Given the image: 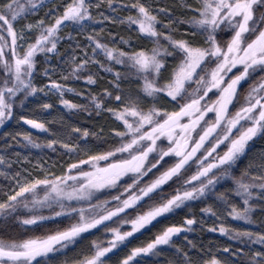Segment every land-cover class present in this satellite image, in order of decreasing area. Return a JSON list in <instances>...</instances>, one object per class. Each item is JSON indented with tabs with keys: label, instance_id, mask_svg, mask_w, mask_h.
Here are the masks:
<instances>
[{
	"label": "snow or ice",
	"instance_id": "snow-or-ice-1",
	"mask_svg": "<svg viewBox=\"0 0 264 264\" xmlns=\"http://www.w3.org/2000/svg\"><path fill=\"white\" fill-rule=\"evenodd\" d=\"M45 2L0 0V125L45 88L57 93L66 109L87 111L63 98L73 91L67 83L49 77L37 88L35 68L38 54L50 63L62 41L75 39L71 32L64 34L65 28L85 32L100 22L94 12L103 4L113 14L117 8L134 13L103 20L134 27L147 43L133 47L121 38L129 50L109 46L93 28L87 36L91 55L85 47L79 62L64 60V81L83 77L94 84L95 74H85L90 65L112 73L96 59L99 54L125 70L114 73L115 95L103 93L113 105L106 111L115 125L106 136L84 129L83 139L74 143L71 136L81 135L74 128L67 142L48 140L46 145L26 132L11 137L22 136L26 147L37 149L60 143L71 162L59 174L42 165L35 174L24 169L14 173L10 187L0 188V264H51L77 245L81 248L72 264H109L121 250L126 251L112 264H145L165 247H174L170 264H233L237 257L236 264H264V230L223 223L211 228L241 246L225 247L230 257L222 262L210 250L191 255L195 245L186 237L187 250L173 245L192 230L194 216L162 223L210 197L224 206L227 217L248 225L254 211L264 212V146L252 152L254 141L264 139V0H182L187 15L175 19L168 18L167 7L153 9L144 0H61L45 18L24 23ZM174 23L187 26L179 38ZM89 99L96 109L103 108L100 97L89 93ZM19 120L47 131L36 119L22 115ZM90 136L95 138L91 143ZM11 163L0 155V166L10 170ZM201 211L217 215L208 206ZM9 222L24 231H9ZM48 225L55 227L42 236L30 234ZM145 233L150 235L133 244Z\"/></svg>",
	"mask_w": 264,
	"mask_h": 264
},
{
	"label": "trees",
	"instance_id": "trees-1",
	"mask_svg": "<svg viewBox=\"0 0 264 264\" xmlns=\"http://www.w3.org/2000/svg\"><path fill=\"white\" fill-rule=\"evenodd\" d=\"M61 0H51L48 3L47 0L42 8H39L32 16L28 18L24 23H35L38 20L45 18L47 12L52 9L53 5L59 4ZM116 0H114V3ZM122 2H130V0H122ZM144 2L150 5L153 9L159 7H167L171 13V17L168 18H180L187 15L185 9L181 6L182 0H144ZM99 13H102L101 16ZM99 13H95L97 16V21L94 22L92 27H89L87 31L80 32L79 30H72L70 27L64 29V34L68 32L72 33L74 40L62 41L59 45V55H52L50 57V63H45L47 59L42 54H38L37 64L35 68L34 83L37 88L42 87L49 83V77L55 79L60 83H67L69 88H72V92H65L64 99L70 100L72 103L77 105L87 106V111L85 110H69L59 103L60 97L57 93L51 92L48 88H45L43 92L38 93L34 97H29L25 101L24 106L18 107L14 118L6 122L5 125H0V155H5L7 160H10L11 169L8 166H0V173H7L6 175L0 174V188H8L14 183V173L21 172V168L18 166V158L22 156H27L31 161H40L46 167H51L54 165L66 166V162H71L70 158L65 154V151L61 147L60 143L54 145L53 148H48L46 146L37 149L28 145L25 146V141L22 136H17L16 140H12V136L17 133H30L31 137L36 143L46 145L48 140H61L67 142L69 139V133L74 128L81 129V135H72V142H78L83 139L82 132L84 129H88L90 133H97L106 136L110 129L114 127L113 118L107 113L104 107L100 110L96 109L89 99V93L100 97H104L103 93L105 90L111 92L110 87H113L115 82L114 73L116 71L124 72L125 70L119 66L108 64L102 54L96 56L97 60L105 64V67H112L113 72L109 73L105 71V68L99 66H91L90 72L85 74H95L94 84L87 83L83 77L80 79L71 78L68 81L61 79V73L64 72V68L67 67L64 64V60H70L72 57H76V62L83 55V49H87L89 55H91L92 47L89 45L87 36L93 33V28L98 34V38L101 42L108 44L109 46L124 47L125 50H129L127 45H122L120 43L121 38L129 41L131 46H135L137 43H147L146 41H141L136 33L135 28H129L126 24H121L118 20L116 22L104 21L103 16H114V17H125L131 13L129 10L117 8L116 12L113 14L107 7V4H103L99 9ZM162 20L167 22L166 17L160 16ZM174 28L177 30V38L179 34L186 31L187 26L179 23H174ZM77 42H79V47H77ZM63 57L64 59H61ZM63 66V67H62ZM45 69H49L48 76L44 75ZM54 69V70H53ZM122 88H127L128 85L122 83ZM152 101H149L151 103ZM50 104L52 107L49 109H44L43 104ZM166 103V102H165ZM169 110L170 107H169ZM26 116L29 119H36L42 123H45L47 131L39 129H31L26 127L24 130H18L21 125L19 120L20 116ZM27 125V124H26ZM8 133V136H5ZM94 137H89L88 140L91 143ZM264 146V139H256L254 141V146L252 152L259 151L261 147ZM243 167V165H241ZM49 171L50 168H49ZM53 171V170H52ZM228 185H224L227 188ZM223 189H218V191ZM238 203V201H237ZM206 206L211 207L213 212L217 215L213 216L211 213H203L201 210ZM186 215L194 216L196 219V224L192 226V230L184 232L174 239L173 245L180 246L182 248L188 249L185 237L188 241H191L195 245V249L190 252L191 255H196L197 252L201 250L207 253L209 250L211 253L217 255L222 262L230 257V254H224L223 249L225 247L231 249H239L241 246L239 243L232 241L229 236L221 234L219 231L212 232L211 228H219L221 223L225 227H232L238 229L249 228L252 231H262L264 230V212L256 210L252 214L253 223L251 225L245 224L242 221L233 220L227 217L224 212V206L216 201L214 198H206L203 202H192L188 208L178 210L175 216L169 218L168 221L162 223H180ZM67 221H65V224ZM3 227V224H0ZM54 228L55 225L46 226L45 230H33L30 234L36 236H42L46 234L47 228ZM9 231L20 232L24 229L20 228L19 225L9 222ZM156 229H153L155 231ZM95 235H99L95 233ZM150 233H145L144 236L138 238L133 244H138L141 240L146 239ZM94 236L87 237V240H91ZM86 240V242H87ZM130 245L129 247H131ZM81 245H77L75 248H69L61 256L56 257L51 264H72L73 258L79 252ZM247 250V249H245ZM126 250H121L117 256L122 257ZM117 256H113L109 264L117 259ZM175 259L174 247H165L159 256L150 257L145 260V264H170V261ZM239 258L237 257L236 260ZM236 260H233V264H236Z\"/></svg>",
	"mask_w": 264,
	"mask_h": 264
},
{
	"label": "rangeland",
	"instance_id": "rangeland-1",
	"mask_svg": "<svg viewBox=\"0 0 264 264\" xmlns=\"http://www.w3.org/2000/svg\"><path fill=\"white\" fill-rule=\"evenodd\" d=\"M111 92L113 93V96L115 95V92L113 91V87H110ZM108 98L106 96H104L102 98V102H103V107L104 109H107L108 107H111L113 105H111L110 103L107 102ZM21 125L18 128V130H24L26 129V127H29L31 129H33L30 125H26L23 121H21ZM18 166L21 168V172L24 169H27L29 172H32L33 174H35L36 172L40 171V166L42 165L43 167L47 168L49 170L56 172L57 174H59L61 165H54L51 167H46L44 166V164L40 161H31L27 156H22L20 157V159H18ZM113 195H115L116 193L113 192ZM105 197H100V199H104Z\"/></svg>",
	"mask_w": 264,
	"mask_h": 264
}]
</instances>
